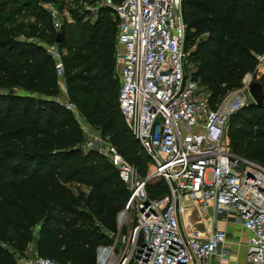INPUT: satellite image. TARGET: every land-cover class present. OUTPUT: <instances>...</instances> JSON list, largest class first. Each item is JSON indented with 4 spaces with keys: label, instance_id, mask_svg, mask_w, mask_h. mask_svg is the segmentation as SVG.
Returning a JSON list of instances; mask_svg holds the SVG:
<instances>
[{
    "label": "trees",
    "instance_id": "trees-1",
    "mask_svg": "<svg viewBox=\"0 0 264 264\" xmlns=\"http://www.w3.org/2000/svg\"><path fill=\"white\" fill-rule=\"evenodd\" d=\"M183 16L193 78L205 87L214 107L240 86L242 76L264 54V0H183ZM73 20L67 38L63 25L41 33L50 43L58 32L63 34L57 45L65 50L61 61L67 99L144 178L149 157L117 103L113 11L101 6L94 20L84 14ZM9 34L0 33V264H15L14 253L24 254L30 244L41 256L95 264L96 248L112 241L128 189L102 155L81 149L82 134L72 113L52 99L59 92L52 57L39 44ZM258 82L264 96V72ZM14 88L27 94H14ZM230 117V144L239 149L231 152L264 165V100ZM242 135L246 139L240 142ZM161 181L154 188L160 196L166 192ZM73 182L87 190L73 189Z\"/></svg>",
    "mask_w": 264,
    "mask_h": 264
},
{
    "label": "built area",
    "instance_id": "built-area-1",
    "mask_svg": "<svg viewBox=\"0 0 264 264\" xmlns=\"http://www.w3.org/2000/svg\"><path fill=\"white\" fill-rule=\"evenodd\" d=\"M100 6L111 7L116 20L118 108L149 161L146 176L140 178L75 104L59 101L78 124L81 149L106 157L129 192L111 243L96 248L95 264H209L218 252L217 264H226L225 232H202L187 216L181 223L187 203L197 207V222L208 207L215 216L232 211L248 233L245 261L264 264V165L234 154L224 143L227 121L243 106L252 74L245 73L239 88L211 107L188 61L183 0H96L91 10L95 13ZM50 16L58 30L57 11L51 10ZM45 50L54 61L58 86L65 91L62 52L56 43ZM157 179L166 192L151 198L145 185ZM122 225L127 229L124 235ZM16 255L15 264H70L35 250Z\"/></svg>",
    "mask_w": 264,
    "mask_h": 264
},
{
    "label": "rangeland",
    "instance_id": "rangeland-1",
    "mask_svg": "<svg viewBox=\"0 0 264 264\" xmlns=\"http://www.w3.org/2000/svg\"><path fill=\"white\" fill-rule=\"evenodd\" d=\"M93 7H96V0H94L93 4H89L86 0L85 1L83 0H0V33L1 31H8L10 33L9 35L18 41H28V42L36 43L42 46L44 49H46V47L52 45L53 43H50L49 41L42 39L41 35L45 33L46 31L49 32L50 31L49 28L51 27V25L53 27V30L58 31L57 29L54 28L53 21L50 16L51 10L57 11L59 20L61 21V26L63 25L62 29L64 30V33L66 34V38H67L69 37V31L75 27L73 16L84 14L86 19L92 21L94 20L96 11H97L95 10V13H94V10L93 11L91 10L93 9ZM103 7H108L112 11L111 7L109 6H103ZM14 10H17L15 14L9 13V11H14ZM110 16L113 17L111 13H110ZM60 51L63 54L65 50L64 51L60 50ZM188 61L191 65H194V62L191 59H188ZM263 72H264V54L258 57V62L256 63L255 67L251 71H249V73L252 74L253 80L258 81ZM58 87H59V92L52 99L59 106H61L62 108L68 111V109H66L63 105L59 103V101H63V98H61L63 93L60 90V86ZM238 88L239 87L232 88L230 91H235ZM5 92H8V91L5 90ZM12 93L17 94V95L27 94L26 92L18 88H14ZM244 96H245L244 104L242 107L253 103V99L251 98L248 91L247 93L245 91ZM230 118L227 121L226 129H225L224 143L227 149H229L230 151L239 153V149L232 148L230 144V139L227 133L228 128H229ZM245 139H246V136L242 135L239 141L241 142V141H244ZM102 157L105 161H108L106 157L104 156ZM128 163L130 162L128 161ZM147 169H148V165H147ZM160 181L161 179L149 181V184H148L150 185L149 193L145 190L147 196H150V195L151 196L155 195V197L160 196L154 191V188H156L157 183H160ZM70 187H72L73 189L78 188L81 190H87L84 185L78 182L71 183ZM156 195H159V196H156ZM189 210L194 212V213H191L192 218H194V214L196 211L192 207ZM189 210L184 211L185 215H184V219H181L182 220L181 223L184 222V220H187V218H185L186 216L188 217V220L190 221L191 214H189L190 213ZM51 212L57 217L61 216L57 212L56 209H52ZM120 232H121V235L126 234L127 229L125 225L121 226ZM16 257L18 258V254L16 255Z\"/></svg>",
    "mask_w": 264,
    "mask_h": 264
},
{
    "label": "crops",
    "instance_id": "crops-1",
    "mask_svg": "<svg viewBox=\"0 0 264 264\" xmlns=\"http://www.w3.org/2000/svg\"><path fill=\"white\" fill-rule=\"evenodd\" d=\"M61 92L63 93L61 98H63L64 101L67 99V96L65 94V91L61 90ZM187 205V210L192 207L196 211L194 214V218H192L191 213L194 212L189 210V214H191L190 222H192V224L196 226L200 231L207 232V230L209 229H221L225 232V241L222 248L224 247L227 250L226 264H249L245 261L244 258L246 250V238L248 233L242 228L241 224L236 218V215L232 211H226L215 216V214L213 213V209L211 207H208L204 212V217L202 218V220L200 222H197V207H195L194 205H190L189 203H187ZM181 219L184 218L180 217V220ZM27 249L34 250V245L30 244ZM217 254L211 257L208 262L209 264H217L219 262V256Z\"/></svg>",
    "mask_w": 264,
    "mask_h": 264
},
{
    "label": "water",
    "instance_id": "water-1",
    "mask_svg": "<svg viewBox=\"0 0 264 264\" xmlns=\"http://www.w3.org/2000/svg\"><path fill=\"white\" fill-rule=\"evenodd\" d=\"M62 36H63V34L61 32H58L55 36V40H54L55 43H58V44L61 43ZM258 81H255L253 79L250 81V83L248 85V92H249L251 98L253 99V103L260 105L264 100V96L262 94L261 85L259 84Z\"/></svg>",
    "mask_w": 264,
    "mask_h": 264
}]
</instances>
